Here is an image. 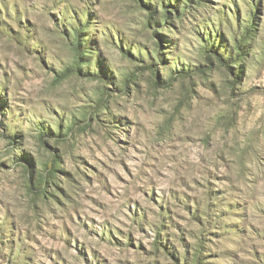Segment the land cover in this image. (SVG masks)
I'll return each instance as SVG.
<instances>
[{
	"label": "rangeland",
	"instance_id": "1",
	"mask_svg": "<svg viewBox=\"0 0 264 264\" xmlns=\"http://www.w3.org/2000/svg\"><path fill=\"white\" fill-rule=\"evenodd\" d=\"M0 264H264V0H0Z\"/></svg>",
	"mask_w": 264,
	"mask_h": 264
}]
</instances>
